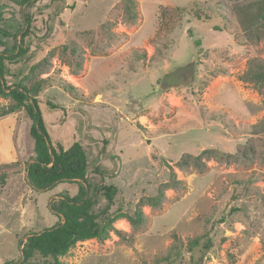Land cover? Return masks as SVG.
<instances>
[{"label":"rangeland","instance_id":"1","mask_svg":"<svg viewBox=\"0 0 264 264\" xmlns=\"http://www.w3.org/2000/svg\"><path fill=\"white\" fill-rule=\"evenodd\" d=\"M263 4L0 0L4 40L33 20L28 56L11 70L48 80L38 98L53 142L80 143L88 178L118 189L108 237L79 242L62 264H193L188 242L204 234V264H264ZM11 102L0 97V115ZM31 125L24 110L0 116V264L60 222L52 202L78 193L29 186Z\"/></svg>","mask_w":264,"mask_h":264},{"label":"trees","instance_id":"2","mask_svg":"<svg viewBox=\"0 0 264 264\" xmlns=\"http://www.w3.org/2000/svg\"><path fill=\"white\" fill-rule=\"evenodd\" d=\"M40 1L42 0H21V5L31 7ZM257 12V21L264 29V4ZM162 17L166 18L165 28L172 29L174 27L172 21L176 16L165 10ZM24 22L22 30L12 35L13 43L3 39L10 38L9 33L0 29L2 35L0 48H3L0 50V97L12 100L7 108L2 109L0 116L24 110L32 121L29 134L34 141V156L26 172L29 186L37 191H45L52 190L60 184H67L72 189H78V193L74 196L64 193L59 200L52 202L50 209L60 222L53 227L28 234L25 240H19L20 259L6 260L4 264H62L61 258L79 242L92 239L104 240L108 237L112 223L116 220L109 217V211L114 204L118 189L113 185L104 184V177L100 182L88 178L89 158L80 143L75 142L65 148L62 143L53 142L38 98L48 80L28 84L26 81L29 77L23 78L22 71L12 72L13 65L24 62L22 60L29 53L25 40L32 34L33 20L27 16ZM194 44L200 47L201 42L195 40ZM13 78L19 81L9 84L8 79ZM48 107L51 110H62L54 104H48ZM94 172L105 175L99 168ZM103 198L106 200V205L100 207ZM235 211L237 209L233 208L230 213ZM212 247L213 240L208 234L191 238L188 242L191 260L194 261L195 253H199L193 264H204V259ZM166 260H170V257Z\"/></svg>","mask_w":264,"mask_h":264}]
</instances>
